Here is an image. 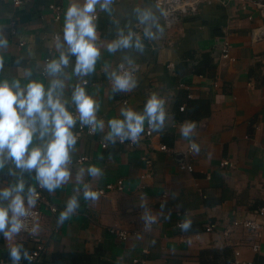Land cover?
Masks as SVG:
<instances>
[{"label":"crops","instance_id":"obj_1","mask_svg":"<svg viewBox=\"0 0 264 264\" xmlns=\"http://www.w3.org/2000/svg\"><path fill=\"white\" fill-rule=\"evenodd\" d=\"M154 1L114 0L110 12L97 5L94 43L100 56L94 71L78 75L77 55L68 50L63 26L69 5L82 6L84 0H29L18 7L0 0V40L7 41L0 46V82L19 80L22 88L29 81L42 83L45 93L53 88L54 98L59 97L67 111L76 110L73 93L77 86L84 87L99 104L96 120L103 121L93 137L80 134L76 124L71 129L77 142L69 150L70 175L53 192L42 190L56 211L42 208L34 241L18 233L5 238L11 224L0 231V264H14L13 247L20 255L15 264H24L25 250L36 244L44 249L36 264H232L235 254L241 261L264 264V232L257 241L259 250L253 252L252 234L231 226L234 220L256 219L255 212L264 205V39H250L252 29L264 24V11L250 4L242 9L237 1L225 6L204 2L197 16L165 30ZM51 4L60 8L58 22ZM121 40L128 46L120 44L109 52V45ZM224 41L230 44L232 61L220 58ZM61 53L68 56V65L42 76L44 59L59 61ZM119 64L137 69L130 91L114 86ZM54 81L60 83L53 86ZM153 96L163 113L153 137L134 148L114 143L119 135L109 120L124 122L123 131H130L121 115V109H130L143 117L144 126L151 119L146 107ZM37 129L29 148L52 139L50 133L38 139L39 119ZM190 143L194 150L184 161L192 166L188 172L179 168V158ZM161 145L168 151L159 150ZM81 158L85 160L79 162ZM223 161L231 166L221 167ZM90 166L99 174L93 176ZM35 176L34 169L22 172L8 162L0 169V189L23 179L21 195L29 207L28 188L39 185ZM118 181L121 191L85 197ZM72 200L75 207L68 211ZM9 203L0 201L4 207ZM64 212L67 218L61 219ZM147 215L153 226L143 233ZM207 223L216 226L213 233L204 232ZM110 228L129 236L119 240L109 234Z\"/></svg>","mask_w":264,"mask_h":264},{"label":"clouds","instance_id":"obj_2","mask_svg":"<svg viewBox=\"0 0 264 264\" xmlns=\"http://www.w3.org/2000/svg\"><path fill=\"white\" fill-rule=\"evenodd\" d=\"M113 2L114 0H84L82 6L78 3H71L65 12L64 39L69 46V52L77 55L75 73L78 75H87L95 70L96 60L100 56V51L94 43L97 40V24L95 23L98 19L97 5L101 11L110 12V5ZM120 44L128 46V41L114 42L109 45V52L115 51ZM6 45V40H0V46ZM68 63V56L61 53L59 61L50 62L48 69L50 73H57L61 71V65L67 66ZM3 67V60L0 59V70H3ZM59 83V81H54L53 86ZM85 83L87 82L85 81ZM115 86L120 90L130 91L135 84L134 82L130 84V77L125 74L124 76H115ZM46 95L47 99H45ZM72 100L76 104L82 124L93 125V132L97 125L103 128V121L96 120L99 104L86 94L84 87H76ZM160 109V103L153 96L146 107V112L151 117L149 124L153 129L159 127V125H153V121H163V113ZM121 115L126 117L130 135L135 139L138 133L143 131V117L130 109H121ZM37 119H39L38 139H43L49 133L52 139L43 147L29 148L38 131ZM75 124L76 119L73 114L67 111L65 104L59 97L54 98L53 88H49L45 93L44 85L36 81H29L24 88L21 87L19 80H15L11 84L7 80L0 82V169H3L8 162H11L15 169H20L22 172H31L34 169L35 179L39 182L40 187L53 192L70 175L66 165L69 163V150L77 142V136L71 130ZM109 125L114 134L129 135L123 131L124 122L111 119ZM184 131L186 134L187 129ZM88 171L93 176L100 172L95 166H90ZM9 173L13 176L16 175L12 169H9ZM24 190L23 179L11 187L0 189V201L10 199L7 207L0 205V231H4L11 224L9 230L4 232L7 239H11L12 234L20 232L23 223L19 218L28 214L25 208V198L21 195ZM28 192V206L35 207L39 194L32 187L28 188ZM85 197L96 199L98 194L89 191L85 193ZM74 207L75 201L72 200L69 203L68 211ZM9 213L12 214L11 218ZM65 218H67V212L61 213V219ZM11 257L14 264L20 259L18 247L11 249Z\"/></svg>","mask_w":264,"mask_h":264},{"label":"built area","instance_id":"obj_3","mask_svg":"<svg viewBox=\"0 0 264 264\" xmlns=\"http://www.w3.org/2000/svg\"><path fill=\"white\" fill-rule=\"evenodd\" d=\"M7 2L11 3L14 7H18L20 5H23L24 3L28 2L29 0H6ZM231 1H237L241 4V8L245 9L246 6L249 4L255 7L259 11H264V3L262 4L260 0L258 2L252 1V0H155L154 5L156 9L159 11L160 18L163 24V27L165 30H171L175 26H177L181 20H183L185 17H195L199 13V7L202 3H212V2H218L221 5L225 6L227 3ZM49 9L54 15V20L59 21L60 19V8L55 5H49ZM248 19H252L251 17H248ZM55 39H58V35L54 36ZM250 39L252 43H257L264 39V24L260 25L258 27H255L252 29L250 34ZM230 50V44L228 41H224L220 47V58L225 61H232V58L229 55ZM50 59L46 58L44 59L43 66L41 68V75L46 76L48 72V65L50 63ZM64 65H61V70L63 69ZM137 69L136 67L130 66V65H124L119 64L117 67V76H124L127 74L130 79L135 75ZM85 81L87 83H85ZM83 85H87L88 81L84 80L82 82ZM115 86V83H114ZM116 87V86H115ZM119 89V88H117ZM180 111L184 110V107L181 106ZM71 114H73L74 118L76 119V128L77 131L85 136H91L93 137L96 134V126L95 131H92L93 125H84L79 119V113L73 109L69 111ZM151 119H146L145 125L143 126V131L138 133L137 137L134 139L130 135L124 136L123 134L119 135L115 140L114 143H117L119 145H125L128 148H134L139 142H141L144 139L150 140L155 131L156 128L153 129L152 126H150L149 121ZM153 125H155L154 122H152ZM107 147V143H101V148L105 149ZM159 150L161 151H168V148L164 145L159 146ZM194 150V146L192 143L188 145V148L186 152L184 153V156L182 158H179V168L186 170L188 172L192 171V166L185 163L187 157L191 154V152ZM85 158L79 159V162L84 161ZM142 160L144 161L146 166L150 165V161L142 157ZM221 167H229L231 166L227 161H223L220 164ZM146 177H149V175H144L141 178L144 179ZM1 179H0V187H1ZM36 192L39 194V198L36 200L35 207H25L27 209V215L22 216L19 219L23 223V227L21 228L20 232L18 234L24 236L29 241H34L38 238V223L41 218V210L43 207H48L51 212H55L56 209L50 205L47 204V202L44 200V197L42 196V190L43 188L38 185L36 187ZM122 190V184L120 181H118L115 185L109 184L105 187V189L96 190L95 193L98 195H105L106 192L109 191H121ZM255 218L252 219L251 217L243 218L239 220H234L231 223V226L233 228H240L242 230L248 231L252 234L255 241L251 245V249L253 252H257L259 250V243L257 241L260 239L261 234L264 232V205L259 207L257 211L255 212ZM153 226V220L151 216L147 215L143 221L142 231L143 233H149ZM178 228L182 227L181 223L177 224ZM215 225L212 223H207L204 226V232L205 233H213L215 230ZM33 229H35V232H33ZM110 235H113L117 237L119 240H126L129 236V233H127L124 230L117 229V228H110L108 230ZM228 231H224L223 235L228 236ZM198 237V236H197ZM43 245L36 244L33 248L26 249L24 252V264H36L39 259L41 258V255L43 253ZM25 253H27V256H25ZM236 257L232 264H252L251 262L247 261H241L237 258V254H235Z\"/></svg>","mask_w":264,"mask_h":264},{"label":"trees","instance_id":"obj_4","mask_svg":"<svg viewBox=\"0 0 264 264\" xmlns=\"http://www.w3.org/2000/svg\"><path fill=\"white\" fill-rule=\"evenodd\" d=\"M190 102V101H189ZM176 110H177V112H178V108L176 107ZM180 115H183L184 113H179ZM155 122V125H158L159 124V122H161V121H159V120H156V121H154ZM157 123V124H156Z\"/></svg>","mask_w":264,"mask_h":264},{"label":"water","instance_id":"obj_5","mask_svg":"<svg viewBox=\"0 0 264 264\" xmlns=\"http://www.w3.org/2000/svg\"><path fill=\"white\" fill-rule=\"evenodd\" d=\"M252 1L258 2L259 0H252ZM260 2L263 4L264 0H260ZM144 39H145V37H144Z\"/></svg>","mask_w":264,"mask_h":264}]
</instances>
